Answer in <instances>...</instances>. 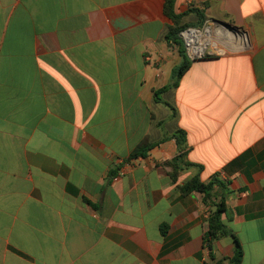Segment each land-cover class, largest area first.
Segmentation results:
<instances>
[{"label":"crops","instance_id":"crops-1","mask_svg":"<svg viewBox=\"0 0 264 264\" xmlns=\"http://www.w3.org/2000/svg\"><path fill=\"white\" fill-rule=\"evenodd\" d=\"M164 3L0 0V264L230 259L231 237L204 248L210 209L180 191L195 176L226 184L240 264H264V0H175L218 40L195 62L184 49L175 87ZM180 154L193 166L173 170Z\"/></svg>","mask_w":264,"mask_h":264},{"label":"trees","instance_id":"trees-1","mask_svg":"<svg viewBox=\"0 0 264 264\" xmlns=\"http://www.w3.org/2000/svg\"><path fill=\"white\" fill-rule=\"evenodd\" d=\"M174 3L175 0H165L164 3V15L171 22V25L168 26L167 28L164 39L166 42H171L181 47L180 53L183 56V61L181 62L179 68L174 73L175 80L171 85L172 87L176 86V79L181 77L187 71L190 65V61L187 59L184 52L182 39L179 36L180 32H182L189 26L181 24L182 16L176 15L174 13ZM193 27L202 28V23ZM164 90L165 88L155 93L156 101H159L158 95L162 93ZM173 138L175 139L179 152H181L183 150V144L185 141L184 133L179 131L173 135ZM151 148L152 145L144 141L131 152L130 158L132 159L138 157L143 158ZM179 163L186 168L193 166L192 164L183 161L182 154H180L175 159H173L170 163H168V165L171 166L173 170H175V167ZM180 191L183 194H191V193L199 194L201 196L202 204L210 209L209 216L207 219V229L203 234V245L204 248L209 252L211 260L214 259V257L211 254L212 244L214 241L219 240L223 237H231L234 241L235 247H234L233 256L230 259L216 260L214 264H224V262H227L228 264H240L243 256L241 247L238 241L236 240V238L231 234V232L221 221V214L226 210L225 196L226 194H228L226 184L221 182L216 177H212L207 183H202L199 181L198 177L195 176L192 179H190L186 184H184L180 188Z\"/></svg>","mask_w":264,"mask_h":264},{"label":"built area","instance_id":"built-area-1","mask_svg":"<svg viewBox=\"0 0 264 264\" xmlns=\"http://www.w3.org/2000/svg\"><path fill=\"white\" fill-rule=\"evenodd\" d=\"M188 32H197L198 34H200V38H197L195 41H194V45L195 46H197V47H202L203 48V50H202V52L200 53V54H195V53H191V50L190 49H188V47H187V42H186V39H185V35L188 33ZM180 38L182 39V41H183V44H184V49H185V51H186V55H187V57L189 58V60L190 61H192V62H195L196 60H198V59H201V58H203L205 55H204V51H205V49H206V47L207 46H210V43H208V42H204L203 44H202V42H203V39L204 38H206V37H208V35H207V33H206V31L205 30H203L202 32L201 31H199V30H196V28H186L185 30H183L182 32H180ZM244 46V44L242 43V45L241 44H239L238 45V48H239V50H241V49H246L245 47H243ZM219 52V51H218Z\"/></svg>","mask_w":264,"mask_h":264},{"label":"bare ground","instance_id":"bare-ground-1","mask_svg":"<svg viewBox=\"0 0 264 264\" xmlns=\"http://www.w3.org/2000/svg\"><path fill=\"white\" fill-rule=\"evenodd\" d=\"M208 35V34H207ZM197 38H200V34H198L197 32H188L186 35H185V39H186V42H187V47L188 49L191 50V53H195V54H200L203 50L202 47H197L194 45V41L197 39ZM237 39L238 41L236 42V44H233V46L231 47V49H233V47H237L239 44L242 45V40L239 39V36L237 35ZM243 44H245V40L243 41ZM245 46V45H244ZM243 46V47H244ZM220 51V50H219Z\"/></svg>","mask_w":264,"mask_h":264},{"label":"rangeland","instance_id":"rangeland-1","mask_svg":"<svg viewBox=\"0 0 264 264\" xmlns=\"http://www.w3.org/2000/svg\"><path fill=\"white\" fill-rule=\"evenodd\" d=\"M205 28L202 26V28H196V30H199V31H203ZM230 37V39H228V40H230V41H228V44L227 45H231L232 43L231 42H233V44H236V42L238 41V39L236 38V37H234L233 35H230V34H228V38ZM240 39V38H239ZM218 40L216 39V37H214V36H212V35H210V36H208V37H206V38H204L203 39V42H202V44L205 42H208V43H210V46H207L206 47V49H205V51H204V55L205 56H207L208 54H211L212 55V51H211V46H213V44L212 43H216ZM231 43V44H230ZM241 43H243V41L241 42ZM232 44V45H233ZM245 45V44H244ZM229 51H235L234 49H229ZM186 52V51H185Z\"/></svg>","mask_w":264,"mask_h":264},{"label":"water","instance_id":"water-1","mask_svg":"<svg viewBox=\"0 0 264 264\" xmlns=\"http://www.w3.org/2000/svg\"><path fill=\"white\" fill-rule=\"evenodd\" d=\"M224 25H225L224 27H226V28H228V29H230L232 31H237V29L235 27H233V26H230L228 24H224Z\"/></svg>","mask_w":264,"mask_h":264}]
</instances>
